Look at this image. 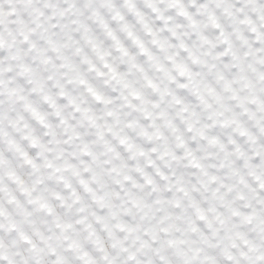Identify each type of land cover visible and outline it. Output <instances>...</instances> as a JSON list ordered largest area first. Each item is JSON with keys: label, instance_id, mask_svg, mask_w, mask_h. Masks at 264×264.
Returning <instances> with one entry per match:
<instances>
[{"label": "clouds", "instance_id": "clouds-1", "mask_svg": "<svg viewBox=\"0 0 264 264\" xmlns=\"http://www.w3.org/2000/svg\"><path fill=\"white\" fill-rule=\"evenodd\" d=\"M0 264H264V0H0Z\"/></svg>", "mask_w": 264, "mask_h": 264}]
</instances>
